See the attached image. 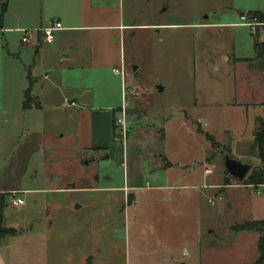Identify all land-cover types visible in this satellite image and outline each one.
Segmentation results:
<instances>
[{
    "label": "rangeland",
    "instance_id": "rangeland-1",
    "mask_svg": "<svg viewBox=\"0 0 264 264\" xmlns=\"http://www.w3.org/2000/svg\"><path fill=\"white\" fill-rule=\"evenodd\" d=\"M215 1L216 6L221 3ZM210 4L212 0H157L162 22H195ZM124 7L126 12L138 7L145 11V4L139 1L124 0ZM225 11L219 10L218 15H225ZM232 16L240 22L238 10ZM136 22L148 23V19L136 18ZM244 30L251 40L249 30ZM196 32L126 31V87L133 92L126 97L122 95L121 73L113 69L100 73L90 68L61 70L58 60L68 53L56 54V46H43L34 72L42 67L48 69L42 70L43 75L55 72L44 80H39L41 75H33L38 78L33 97L44 100L45 114L23 109L20 63L6 62L7 72L0 75V188L21 187L37 192L23 195L26 206L7 207L5 220L8 226L23 225V233L28 235L33 227L37 228L34 250L39 254L49 252V264H164L165 252L173 246L179 248L182 242L193 251L199 237L201 245H206L203 259L212 251L210 255L220 261L218 264H252L257 260L252 238H237L232 229L250 220L245 206L232 195L217 197L218 190L214 189L220 178L229 183L233 180L226 173L221 152L229 150L223 131L226 121L236 117L235 112L224 105L219 112L209 113L212 131L216 132L217 146L213 147L196 132L193 121H198L199 108L179 112L166 107L171 91L177 89L197 91L215 86L221 89L224 100L231 96L228 77L214 74V79L208 80L196 73L200 65ZM227 41L228 37L220 33L217 44ZM248 50L253 56V47ZM190 59L195 62V76ZM178 73L186 80L177 79L174 75ZM166 85L165 92L159 91L158 87ZM107 92L108 100L106 96L102 103L93 100ZM63 93L80 96L81 104L87 107L101 104L119 110L127 103L125 132L115 123L114 129V110L103 112L97 126L106 149L90 146L89 115L79 111L76 104H69L76 96L66 103L62 101ZM161 103L164 108L160 110ZM120 112L115 114L116 119L121 118ZM163 155L171 159L172 171L160 173L155 180L156 172L161 171L158 166L166 164ZM243 162L253 167L261 165L259 159ZM207 168L213 172L204 177ZM184 169L194 177L184 175ZM140 176L138 182L152 187L153 196L140 195L142 202L130 207L125 202L124 188ZM167 184L173 187L169 191L174 194L171 202L148 207L149 201H157L165 193L156 187ZM170 218L174 220L169 222ZM26 219L31 220L30 227ZM188 261L195 264L192 259Z\"/></svg>",
    "mask_w": 264,
    "mask_h": 264
},
{
    "label": "crops",
    "instance_id": "crops-1",
    "mask_svg": "<svg viewBox=\"0 0 264 264\" xmlns=\"http://www.w3.org/2000/svg\"><path fill=\"white\" fill-rule=\"evenodd\" d=\"M133 1L145 4V11L138 7L131 8L126 12L124 0H6L7 10L0 21V75L4 76L7 72L5 66L9 60H11L9 61L11 64L14 62L20 63L21 82L25 97L21 103L23 109H26L28 113L45 114L44 105H42L44 100L38 96L33 97L34 84L38 80L33 75H41L39 80H44V78H50L55 72V70H51L46 75H43V72L48 70L45 67H42L38 73L34 72L35 66L38 67V57L43 46H56L54 50L57 52H55L56 54L61 52V55H65L68 53L65 56H61L58 60V67L67 72L74 71L75 68H90L100 73L107 69L118 70L121 68L124 72L122 74V95L125 96L127 79L124 37L126 31L155 30L161 33V31L166 30L170 33H176L183 29H192L197 31L195 34V46L199 55L196 58L198 57L197 63L200 64L196 73L208 80H213L214 74L228 77V93L231 96L228 100H224L221 89L215 86L212 89L200 87L197 91H184L182 89L179 92L177 89L176 91H171L172 95L169 96L166 107L179 112L190 111L191 107L199 108L201 112L197 116L198 121H193L197 124L196 132L203 136V133H206L216 138L214 136L216 132L212 131L214 128L209 113L214 110L219 112V110L224 109L225 105L226 108L233 110L236 115L232 120L226 121L227 127L223 131L225 137H228V153L233 158L234 156L237 157V160L241 162L258 159L254 136L258 130V119H264V26H259L257 33L253 34L250 28L243 23L242 15L251 16L252 13H257L261 17L264 14V0H228L225 2L220 0L221 3L217 6L214 5L216 1L212 0V4L202 10V17L195 22H162V20L160 21V15L163 12L159 13L161 4L158 7L157 0ZM3 2L4 0H0V14ZM222 9L226 10L223 12L225 15H218V11ZM166 10H169V8ZM235 10L239 12L240 22H237L236 18L232 16V12ZM141 17H146L148 23H137L136 18L140 19ZM57 20L62 22L63 29L55 34L53 43H45L43 37H36L33 45L22 43L23 30H38ZM259 20L262 21L261 19ZM245 28L249 30L251 40L248 35H245ZM220 33H224L225 38L228 37V41L222 45L217 44V38H219ZM245 45H247L246 50ZM251 47L254 50L253 56H250L248 52V48ZM73 49L76 50V54L73 53ZM190 61L192 62V74L195 76V62H193V59H190ZM81 63L83 66L80 65ZM54 69H57V67ZM200 70L201 73L199 72ZM222 70L224 71L222 72ZM174 76L181 81L184 78L182 73ZM167 87V85L164 88L162 87L161 91L165 92ZM29 89H31L32 100L29 106L26 107L25 104L28 101L26 93ZM70 95L63 93L62 101L66 103V100H69L70 97L76 96V99L70 101L69 104L74 102L73 104H76L79 111H84V114L87 113L90 117V146L94 145L99 150L106 149L101 144L102 141L98 135L97 125L101 117L100 114L114 110L115 118L118 109H112L108 105L103 106L101 104L100 106L92 105L87 107L81 104L80 96L74 93ZM197 95H200V97L197 98ZM105 96L108 100L110 95L107 92L98 98L93 97V100L102 103ZM73 104L71 105L73 106ZM51 108L56 109V107ZM161 108H164L163 103L158 106V109L161 110ZM199 120L201 121L199 122ZM163 156L162 161H165L166 164L165 166H158L161 171L156 172L155 180L160 173L169 174L172 171L173 163L171 159H169V156ZM251 165L253 166L252 163ZM184 172L187 177H194V173L188 169H184ZM203 175L204 177L208 175L205 170ZM141 177H135L134 184L124 188L125 202L130 207L142 202L139 200L140 195L143 197L153 196L152 187L141 186L140 182H138ZM234 180H231L230 184L227 185L225 178H220L219 181L215 182L214 189L218 190L215 195L222 198L232 195L239 205L245 206L244 209L247 210L248 217H250V220L247 221L264 220V185L255 188L251 185L239 184V182ZM156 188L161 191V194L165 193L157 201H149L148 207L161 204V202L170 203L174 197V194L169 192L173 190L172 185H160ZM76 189L74 188V190ZM117 190L123 191L122 189ZM32 191L37 192L34 189L27 190L21 187L0 188V195H7L5 210L9 206L15 209L26 206L25 204L14 206L11 204V199L13 196L24 199L23 195ZM211 203L214 202L211 201ZM172 220L174 218H170L168 221ZM4 221L5 226L15 230L16 234L7 236L2 240L0 245V264H49V252L39 254L34 250L33 242L36 241L37 228L33 227L29 236L27 233H23V225L8 226L5 220V212ZM25 223L30 227L31 220L26 219ZM31 233H34V235L31 236ZM237 234V238L247 236L252 238V248L257 246L258 251L259 234L257 232L247 231ZM204 247L206 248V245L203 243L201 245L200 237L194 244L193 251L188 247L186 248L182 242L179 248L173 246L168 252H163V263L191 264L188 261L191 259L195 264L220 263L218 260L216 262L214 256L210 255L213 253L212 251L206 253L205 257L207 259H203L202 249Z\"/></svg>",
    "mask_w": 264,
    "mask_h": 264
},
{
    "label": "trees",
    "instance_id": "trees-1",
    "mask_svg": "<svg viewBox=\"0 0 264 264\" xmlns=\"http://www.w3.org/2000/svg\"><path fill=\"white\" fill-rule=\"evenodd\" d=\"M2 10L0 14V21L2 20L6 10V0L1 4ZM261 15V14H260ZM252 17H257L264 21V14L259 16V14H251ZM26 97L28 98V101L26 102V107L29 106V103H31L32 97H31V89H29L26 93ZM119 112V110H117ZM115 119V118H114ZM115 123V121H114ZM114 125V124H113ZM114 129L116 130V126L114 125ZM205 138H207L213 145V147L217 146V142L215 141V138H213L211 135L203 133ZM255 144L258 152V159L261 162V165L253 167L250 174L246 177V179L242 182L243 184L251 185L255 188L260 187L261 185H264V119L259 118L258 119V130L255 134ZM228 153V151H225ZM233 179L232 177H229V179ZM227 185L230 183L228 181L225 182ZM6 194L0 195V245L2 243V240L6 238L7 236H14L16 234L15 230L10 229L5 226L4 221V212L6 208ZM130 201V198H129ZM233 231L237 233H245L247 231H253L257 232L259 234V240H258V252L259 257L258 260L255 261L252 264H264V220L262 221H247L246 223L235 225L232 227Z\"/></svg>",
    "mask_w": 264,
    "mask_h": 264
},
{
    "label": "built area",
    "instance_id": "built-area-1",
    "mask_svg": "<svg viewBox=\"0 0 264 264\" xmlns=\"http://www.w3.org/2000/svg\"><path fill=\"white\" fill-rule=\"evenodd\" d=\"M242 21L243 23L248 26L250 28V30L252 31L253 34L257 33V28L259 26H264V22L260 21L257 17H252L249 16L247 14L242 15ZM63 29V24L61 21H56L53 23H50L46 26H43L42 28L38 29V30H23L22 31V43L27 45H33L35 43L36 37H43V41L45 43H53L55 40V34L59 31ZM115 73L117 74H123V70H114ZM131 89V88H130ZM125 97L128 96L129 94H133L132 89L131 90H127V88L125 89ZM127 103L124 104V106L121 107V109H119V111H121L120 113H122L121 118L115 119V125L117 126V128H122L123 133L125 132V127H126V121H125V117L127 114ZM213 170L210 168L206 169V173L207 174H212ZM11 204L14 206H19V205H24L25 201L24 199L20 198V197H12L11 199Z\"/></svg>",
    "mask_w": 264,
    "mask_h": 264
},
{
    "label": "water",
    "instance_id": "water-1",
    "mask_svg": "<svg viewBox=\"0 0 264 264\" xmlns=\"http://www.w3.org/2000/svg\"><path fill=\"white\" fill-rule=\"evenodd\" d=\"M159 91L162 90V87H158ZM72 102L71 104H73ZM222 155L224 156L225 168L227 175L233 179L242 182L250 174L253 167L251 164L243 163L240 160L234 159L230 153H227L222 150Z\"/></svg>",
    "mask_w": 264,
    "mask_h": 264
}]
</instances>
